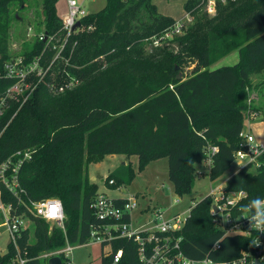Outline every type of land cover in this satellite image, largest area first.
Here are the masks:
<instances>
[{
    "label": "trees",
    "instance_id": "obj_1",
    "mask_svg": "<svg viewBox=\"0 0 264 264\" xmlns=\"http://www.w3.org/2000/svg\"><path fill=\"white\" fill-rule=\"evenodd\" d=\"M200 1L184 2L185 11L194 16L187 30L154 46L153 40L174 22L171 16L160 13L152 0H105L102 8L79 20L56 59L52 46L64 35L57 0L36 3L39 9L34 8L29 23L34 35L41 33L44 38L34 37L20 56L28 62L42 53V64L53 61L24 102L21 96L6 98L0 115V165L17 150L32 153L18 171L20 198L11 196L3 185L0 196L4 203H21L19 211L25 210L28 199L58 198L65 233L26 211L34 241H29L26 227L17 242L26 252L27 264H42L39 254L61 248L66 241H89L90 226L97 223L90 204L99 191L88 176L89 164L119 154L135 156L140 169L166 156L168 180L182 197L192 191L195 164L203 161L205 148L218 147L206 174L213 180L233 161L249 112L264 114V93L262 104L248 103L250 76L264 71V0H215L212 15L200 9ZM25 2L0 0V99L15 82L5 76L4 63L14 57L9 51L11 29ZM235 50L234 64L209 68ZM65 77L76 83L55 94L48 84L56 85ZM258 160V167L236 170L224 183L225 191L245 192L243 205L264 198V153ZM133 173L129 160L122 165L121 176L110 173L105 181L113 179L112 185L118 187L123 176L130 181ZM212 202L204 195L189 206L183 226L175 233L182 238L180 249L191 258L235 259L252 239L224 236L212 221ZM216 242L219 247L212 249ZM118 248L122 256L117 264H140L130 239H115L113 250ZM15 252L8 242L0 264H15ZM109 261V255H102V264Z\"/></svg>",
    "mask_w": 264,
    "mask_h": 264
},
{
    "label": "built area",
    "instance_id": "obj_2",
    "mask_svg": "<svg viewBox=\"0 0 264 264\" xmlns=\"http://www.w3.org/2000/svg\"><path fill=\"white\" fill-rule=\"evenodd\" d=\"M66 6L67 10L62 17L64 35L57 44L52 46V49H55L53 59L59 58L66 37L75 28V22L87 14L82 1L66 0ZM205 10L210 15L214 14L215 0H207ZM190 20V12H186L184 22L175 21L163 31L162 37L154 39L152 44L154 46L161 45L162 40L169 39L175 34H181L182 27L186 21ZM27 30L29 34L32 28L28 27ZM34 36H37L38 39L44 38L41 33ZM48 39L51 40L52 36ZM41 60L42 53L28 62H25L22 56H17L4 63L5 76L15 78V82L7 89L4 97L0 99V115L7 105L6 98L18 100L21 96V101L24 102L34 90L37 82L44 78L51 68L53 60L46 65L42 64ZM75 83L76 80L73 77H65L56 85L50 83L48 86L57 92L63 91ZM239 135L242 138V143L233 152V160L239 163L237 170L246 166L258 167V158L264 153V141L256 139L251 132L243 129H241ZM217 150L216 145H208L205 148L203 163L208 165V169L212 163V156ZM31 153L29 149L17 150L0 165V185H3L6 192L11 196L18 199L20 194L23 193L19 183L18 171L22 163L31 157ZM225 181L210 188L206 195L212 198V205L216 206V210H214L211 205L212 221L224 236L245 235L252 239L251 246L247 250L241 251V254L235 259L214 260L209 255L198 259L187 257L180 249L182 238L175 235V233L181 229L188 215L183 217L182 214L176 213L165 216L162 212L155 211L152 213L151 219L144 223L145 225L134 227L129 213L137 207L136 195L112 197L100 190L90 204L97 223L90 226L88 242L98 243L101 246L111 244L112 249L102 253L104 256H110L109 264H117L121 259L122 250L120 248L113 250V242L118 238H127L136 244V255L140 264H255V257L260 264H264V233L250 229L249 220L244 218L252 215L255 209H249V204H242L245 197L244 191H225ZM107 183L112 185L114 180L108 179ZM20 204L14 206L10 202L4 203L0 196V219L2 220L1 223L6 226L9 242L16 251L13 259L14 263L27 264L26 252L19 250L17 242L20 231L28 227V223H31L26 211L46 221L49 228L59 227L65 233L64 211L61 201L55 197L40 200L28 199V202H24L25 210L23 211L18 210ZM189 211L190 207L188 208V214ZM254 241H259V245H255ZM88 242L79 244L66 241L63 247L43 252L37 258L44 261L42 264H47L48 259L54 256H58L62 264H91L89 262L74 263L69 259V255L74 249ZM217 247H219V244L216 242L211 248L215 249ZM3 252L0 250V253Z\"/></svg>",
    "mask_w": 264,
    "mask_h": 264
},
{
    "label": "rangeland",
    "instance_id": "obj_3",
    "mask_svg": "<svg viewBox=\"0 0 264 264\" xmlns=\"http://www.w3.org/2000/svg\"><path fill=\"white\" fill-rule=\"evenodd\" d=\"M81 1V0H78ZM214 1V0H211ZM156 5L157 10L171 16L175 21L186 20V11L184 9L185 0H152ZM39 0H26L25 6L21 5L18 9L19 19L18 23L13 25L9 40V51L14 57L20 56L23 50H26V45L30 47L34 40L33 24L29 23L33 19L34 8L38 6ZM105 0H83L84 9L87 12L97 11L102 8ZM213 3V2H212ZM200 9L203 11L206 8L207 0L200 1ZM59 12L63 10L58 8ZM61 13V14H62ZM191 20L186 21L182 27V33L187 30L188 26L194 21V16L190 13ZM173 22V23H174ZM172 23V24H173ZM27 24L31 25L32 30L28 34ZM148 51V48H145ZM238 60L237 51H232L224 57L217 59L210 69L220 66L234 64ZM191 67L187 68L190 69ZM53 74V73H51ZM54 75H51L53 78ZM252 92L248 99V103L253 105L262 104V93H264V71L252 73ZM63 80V78H62ZM60 79V81H62ZM55 81V80H54ZM59 81H57L58 83ZM64 91V90H63ZM63 91H55V94L63 93ZM244 131L251 132L258 140L264 141V114L257 110H251L243 121ZM130 160L133 169V176L130 181H126V176H123V183L118 187L108 184L105 179L110 173L114 177L121 176L122 161ZM239 163L235 160L225 169L217 178L210 180L207 177L208 165L201 161L195 164L194 172H196V179L192 191L188 195L182 197L176 195L173 191L172 184L167 177V159L166 156H159L147 162L142 168H138V160L135 156L129 158L124 155L112 154L105 155L103 158L95 163L88 165V176L94 181L98 190L103 191L109 196L126 197L128 195H136L137 207L130 211L131 221L134 227L145 225L151 215L155 211L162 212L165 216L176 213L182 214L183 217L188 215L189 206L198 201L201 196L207 194L210 188L224 182L230 175H232L238 168ZM213 204V202H212ZM0 219V250L5 251L9 237L7 228L1 223ZM30 230L29 241H34L33 225L28 223ZM112 249L111 244L101 246L98 243L88 242L85 245L74 249L69 255L74 263H91L102 264V253H106Z\"/></svg>",
    "mask_w": 264,
    "mask_h": 264
},
{
    "label": "clouds",
    "instance_id": "obj_4",
    "mask_svg": "<svg viewBox=\"0 0 264 264\" xmlns=\"http://www.w3.org/2000/svg\"><path fill=\"white\" fill-rule=\"evenodd\" d=\"M249 209H255V212L244 218L250 222V229L259 233H264V199L257 198L250 202ZM255 245H259V241H254Z\"/></svg>",
    "mask_w": 264,
    "mask_h": 264
},
{
    "label": "water",
    "instance_id": "obj_5",
    "mask_svg": "<svg viewBox=\"0 0 264 264\" xmlns=\"http://www.w3.org/2000/svg\"><path fill=\"white\" fill-rule=\"evenodd\" d=\"M79 24H80V21L78 20V21L75 22L74 27L79 26ZM180 77H181V74H178L177 78H180ZM212 208L214 210H216V206L215 205H212ZM254 263L255 264H260L256 257H255ZM47 264H62V262H61V259L58 256H54V257H51V258L48 259Z\"/></svg>",
    "mask_w": 264,
    "mask_h": 264
},
{
    "label": "crops",
    "instance_id": "obj_6",
    "mask_svg": "<svg viewBox=\"0 0 264 264\" xmlns=\"http://www.w3.org/2000/svg\"><path fill=\"white\" fill-rule=\"evenodd\" d=\"M82 1V3H83V0H81ZM61 7V9L63 10V13L62 12H59L58 11V8H60ZM84 7V6H83ZM38 9H39V6H38ZM66 10H67V6H66V0H57V2H56V12H57V14L62 18L64 15H65V12H66ZM86 11V10H85ZM87 12V11H86ZM62 13V14H61ZM87 13H89V12H87ZM122 161V163H124V161L123 160H121ZM1 254V253H0Z\"/></svg>",
    "mask_w": 264,
    "mask_h": 264
}]
</instances>
